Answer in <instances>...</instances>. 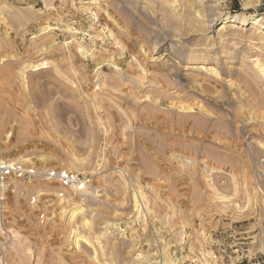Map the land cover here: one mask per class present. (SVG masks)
<instances>
[{
  "label": "rangeland",
  "instance_id": "374dc122",
  "mask_svg": "<svg viewBox=\"0 0 264 264\" xmlns=\"http://www.w3.org/2000/svg\"><path fill=\"white\" fill-rule=\"evenodd\" d=\"M0 159V264H264V0H0Z\"/></svg>",
  "mask_w": 264,
  "mask_h": 264
},
{
  "label": "built area",
  "instance_id": "2783aa9c",
  "mask_svg": "<svg viewBox=\"0 0 264 264\" xmlns=\"http://www.w3.org/2000/svg\"><path fill=\"white\" fill-rule=\"evenodd\" d=\"M36 174L34 168H25L18 163H10L0 159V181L3 183L9 176H18L26 180H30ZM51 176L59 178L65 185H75L79 188L85 186V182L79 174L69 172L67 170L51 171ZM206 264H221L214 260L207 261Z\"/></svg>",
  "mask_w": 264,
  "mask_h": 264
},
{
  "label": "bare ground",
  "instance_id": "6f19581e",
  "mask_svg": "<svg viewBox=\"0 0 264 264\" xmlns=\"http://www.w3.org/2000/svg\"><path fill=\"white\" fill-rule=\"evenodd\" d=\"M227 17H228V16H227ZM236 18H237V17H233V19H234L233 21H235V20L238 19V18H237V19H236ZM261 18H262L261 16H255V17H253V22H254V24H255V25H262L261 27H263V24L260 23V19H261ZM226 19H229V18H226ZM227 22H228V20H225V23H227ZM241 24H242V25L247 24L246 20H242V21H241Z\"/></svg>",
  "mask_w": 264,
  "mask_h": 264
}]
</instances>
